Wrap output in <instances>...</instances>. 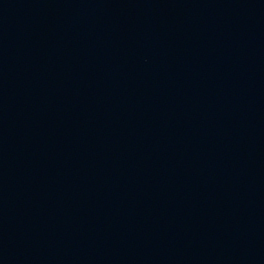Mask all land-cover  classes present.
<instances>
[{
	"label": "water",
	"instance_id": "water-1",
	"mask_svg": "<svg viewBox=\"0 0 264 264\" xmlns=\"http://www.w3.org/2000/svg\"><path fill=\"white\" fill-rule=\"evenodd\" d=\"M0 264H264V0H0Z\"/></svg>",
	"mask_w": 264,
	"mask_h": 264
}]
</instances>
